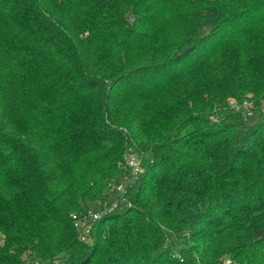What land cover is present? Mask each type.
<instances>
[{
  "label": "trees",
  "instance_id": "obj_1",
  "mask_svg": "<svg viewBox=\"0 0 264 264\" xmlns=\"http://www.w3.org/2000/svg\"><path fill=\"white\" fill-rule=\"evenodd\" d=\"M262 102L264 0H0V264H264Z\"/></svg>",
  "mask_w": 264,
  "mask_h": 264
},
{
  "label": "rangeland",
  "instance_id": "obj_2",
  "mask_svg": "<svg viewBox=\"0 0 264 264\" xmlns=\"http://www.w3.org/2000/svg\"><path fill=\"white\" fill-rule=\"evenodd\" d=\"M218 74L215 73H210L208 74L204 79H203V83H206L209 79V77H217ZM203 84H201L202 86ZM193 88V86H192ZM250 97V96H248ZM248 101L252 104V108L251 110H236L233 106V104H240V107L243 106L242 104ZM187 107V109H189L192 113L196 114V112H200L201 111H206L207 106H208V101L206 96H201L199 94H194L188 97L185 105ZM229 108L231 110H233L235 113L239 112L242 115L243 118V122L245 125L249 126V125H253L255 123H257L259 121V115L254 112V105L250 100H243L241 103H238L237 101H235L234 99H230L229 100V104H228ZM262 109L261 111V118L264 119V102L261 103V107ZM211 122H216L218 121V119L216 117H210ZM141 157V156H140ZM144 157H141V161ZM129 177L132 178L133 176L131 175V172L129 171ZM135 177V176H134ZM130 178H128V175H123L121 177H118V183L114 186H112L111 190H110V197L107 200V202H105L102 206H98L97 204H89V208L88 211H86V216L88 217L90 214H94V213H98L100 214V217L108 214V213H112L116 208L118 207H129L130 203L128 202V200L126 198L124 199H120V195H122L125 192V187L132 181ZM131 180V181H130ZM119 197V198H118ZM77 217V221H80L84 218V215H76ZM99 217V219H100ZM75 222V220H73ZM95 222H92V228L91 230L94 228V224ZM80 226V225H79ZM75 227V226H74ZM79 235L81 234L82 228L79 227L75 228ZM91 230L89 231V233L91 232ZM89 235V234H88ZM88 240L86 242H89L90 239L89 237L87 238ZM0 243H2V237L0 236ZM23 260H24V264H67L66 261L62 260V259H54L53 261H47V262H39L36 259H33L32 256L30 255V253H25L23 255Z\"/></svg>",
  "mask_w": 264,
  "mask_h": 264
},
{
  "label": "built area",
  "instance_id": "obj_3",
  "mask_svg": "<svg viewBox=\"0 0 264 264\" xmlns=\"http://www.w3.org/2000/svg\"><path fill=\"white\" fill-rule=\"evenodd\" d=\"M233 105H234L233 107L236 110H239V109L251 110V109H253L252 104L248 101H245L242 104L243 106H241V107H240V104L239 105L233 104ZM125 165L128 168V170L131 172V175L134 177L138 173H140L142 170L141 157L139 155L133 153L131 150H129L126 154V157H125ZM120 199H124L123 194L120 195ZM99 217H100V214L94 213V214H90L88 217L86 215H84V218L82 220L77 221V217L73 216V220H75V222H74L75 228H78V229H79V227L82 228L81 234L78 237L81 242H86L88 240L87 239L88 234L92 228L91 223L97 221L99 219ZM222 264H231V263H230L229 259H225Z\"/></svg>",
  "mask_w": 264,
  "mask_h": 264
}]
</instances>
